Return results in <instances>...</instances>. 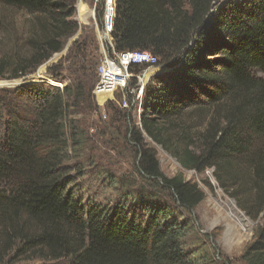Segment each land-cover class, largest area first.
I'll return each instance as SVG.
<instances>
[{"label": "trees", "instance_id": "16d2710c", "mask_svg": "<svg viewBox=\"0 0 264 264\" xmlns=\"http://www.w3.org/2000/svg\"><path fill=\"white\" fill-rule=\"evenodd\" d=\"M213 1L116 0L115 49L148 50L166 69L145 86L141 128L127 110L112 109L110 123L120 122L125 144L134 149L136 177L102 169L101 186L112 188L108 196H84L64 163L88 143L82 122L72 116L93 107L99 59L88 50L97 48L93 36L80 35L50 68L53 79L68 75L62 89L31 83L0 88V264H223L196 228L193 211L202 189L181 174L164 175L146 138L183 169L213 167L219 187L236 186L239 209L262 219L240 258L264 264V169L258 164L264 148L244 153L254 140L264 142V0H227L211 11ZM0 5L35 16L41 31L0 78L24 79L77 32L74 0ZM186 107L210 116L197 152L178 121ZM240 160L252 165L254 182L261 180L254 197L241 196L253 179L236 185L230 173V162Z\"/></svg>", "mask_w": 264, "mask_h": 264}, {"label": "rangeland", "instance_id": "374dc122", "mask_svg": "<svg viewBox=\"0 0 264 264\" xmlns=\"http://www.w3.org/2000/svg\"><path fill=\"white\" fill-rule=\"evenodd\" d=\"M226 1H213L211 11L217 10ZM92 7L93 3L91 0H74V13L71 19L78 26L76 34L65 40L64 47L61 51L53 53L49 59L41 63L34 72L26 75L24 79L8 80L0 78V88L13 87L22 83H31L40 86L43 85L44 89L50 87V90L53 91L54 89H58L53 85L54 82H60L63 88L69 82L68 75L65 71H62L61 77L65 78L59 80L53 79L50 68L65 58L73 41L78 39L80 35L89 34L93 36V41L97 48L94 51L93 46H88V50L92 51L90 55L95 54L99 57L100 43L97 38L96 27L99 25L100 20L98 7L95 9L94 18L93 16H87L88 18L75 17L76 11L78 14V12L81 13L83 11L81 10L82 8L85 11V9L91 10ZM41 21L43 25L48 23V21ZM40 32L39 27L36 25L35 16L27 15L22 11L0 5V62L3 61L0 73H3V76L9 75L10 68L8 67V63L15 58V55L20 57L28 53L26 40L29 37H38ZM63 63L66 65L68 61H63ZM165 69L157 65L152 68V72H160L163 70L160 72L163 73ZM37 75L42 76V78H39ZM120 99L121 93L119 92H116L113 96H109V98L105 97L102 103L97 100V97L93 96V107L88 113L72 116V118L82 122L88 143L85 148L80 150V153H68V158L64 163L67 165L70 174L73 175V180L76 182V185L73 186H76V188L81 187V193L84 196H93L96 193L97 195L108 196L112 192L111 187L101 186L100 172L102 169L120 178L135 179L136 177L133 169L134 162L136 161L134 149L130 145L125 144L122 130L120 132L119 129L120 122L110 123L114 106L117 109H122L113 102L115 100L119 101ZM98 103L102 106H99ZM109 103L113 107L109 106ZM127 112L132 119V123L134 120H138L135 115L136 111L132 110L130 112L127 110ZM209 120V112L203 113L193 107H186L181 119L178 120L180 127L182 129L187 128L189 136H192L193 143L191 149L194 152H197L196 149L202 144L200 135L208 127ZM222 123H224L223 119L217 124V129L220 125L223 126ZM173 133L175 134V132ZM146 141L154 148L159 168L164 175L172 177L181 174L184 180H190L202 189L204 197L194 208L193 214L200 236L216 249V258L220 259V263L223 264H244L240 258L241 254L245 247L254 241L256 232L262 223L261 215L252 219L241 211L238 207L237 199L233 196L236 186L219 187L215 179L213 167L207 168L213 169L212 176L205 174V171L202 173H194L192 170H185L174 157L164 151L160 146L152 143L148 138H146ZM259 148H264V142L256 139L249 147L250 150L244 153H256L255 151H258ZM260 163H262L264 169V153H262L258 164ZM229 170L232 177L236 180V185L239 182L242 186L248 185L253 179L251 184L248 185V194H242L241 196L245 197L249 195L250 198L254 197L257 191V183L261 182V180L254 182L256 176H254L252 165H249L248 161L244 160L232 161L230 162ZM223 179L226 178L223 177ZM224 182L228 183L229 180L226 179ZM19 263L45 264L39 260H26Z\"/></svg>", "mask_w": 264, "mask_h": 264}, {"label": "built area", "instance_id": "2783aa9c", "mask_svg": "<svg viewBox=\"0 0 264 264\" xmlns=\"http://www.w3.org/2000/svg\"><path fill=\"white\" fill-rule=\"evenodd\" d=\"M92 9H85L77 14L78 18L95 17V9L100 13L97 27V38L100 45V56L96 67V82L92 93L98 95L113 96L121 93V99L117 104L122 109L136 111V124L140 125V112L143 101L144 88L150 78L155 74L152 68L158 65V58L148 50H123L117 51L114 47V20L116 13V0H91ZM90 14V15H89ZM74 17V18H75ZM40 78V75H37ZM42 77V76H41ZM53 85L62 89L60 82ZM99 106H102L98 103ZM205 174L212 176L213 169H205ZM192 172L195 173L194 170Z\"/></svg>", "mask_w": 264, "mask_h": 264}, {"label": "bare ground", "instance_id": "6f19581e", "mask_svg": "<svg viewBox=\"0 0 264 264\" xmlns=\"http://www.w3.org/2000/svg\"><path fill=\"white\" fill-rule=\"evenodd\" d=\"M81 10H83V11H81V13H83L84 12V9L82 8ZM154 73H158V72H156V71H154ZM40 78H42V77H40ZM105 97H108L107 95H98L97 96V100L100 102V103H102V102H104V98Z\"/></svg>", "mask_w": 264, "mask_h": 264}, {"label": "water", "instance_id": "95a60500", "mask_svg": "<svg viewBox=\"0 0 264 264\" xmlns=\"http://www.w3.org/2000/svg\"><path fill=\"white\" fill-rule=\"evenodd\" d=\"M162 67H163V66H162ZM163 68H164V67H163ZM161 69H162V68H161ZM161 71H163V70H161ZM161 71H160V72H161ZM160 72H158V73H160Z\"/></svg>", "mask_w": 264, "mask_h": 264}]
</instances>
